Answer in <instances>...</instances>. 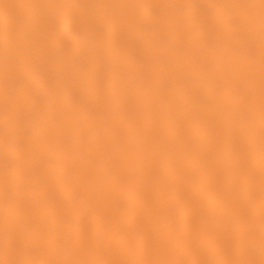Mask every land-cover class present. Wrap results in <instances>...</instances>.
<instances>
[{
    "label": "bare ground",
    "instance_id": "bare-ground-1",
    "mask_svg": "<svg viewBox=\"0 0 264 264\" xmlns=\"http://www.w3.org/2000/svg\"><path fill=\"white\" fill-rule=\"evenodd\" d=\"M0 264H264V0H0Z\"/></svg>",
    "mask_w": 264,
    "mask_h": 264
}]
</instances>
